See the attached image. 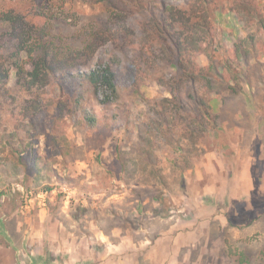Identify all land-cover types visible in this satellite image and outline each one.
<instances>
[{
    "label": "rangeland",
    "instance_id": "374dc122",
    "mask_svg": "<svg viewBox=\"0 0 264 264\" xmlns=\"http://www.w3.org/2000/svg\"><path fill=\"white\" fill-rule=\"evenodd\" d=\"M118 1L69 2L71 24L49 31L74 46L80 23L105 18ZM221 3L196 54L214 71L217 119L195 140L184 112H155L170 97L173 68L149 64L122 39L80 67L110 66L117 91L109 102L105 88L73 77L74 67L33 92L10 71L0 90V264H264V39L250 44L256 26ZM11 7L34 4L0 0V10ZM242 41L247 52L232 80L220 63L236 61ZM33 98L41 108L29 112ZM31 158L33 168L20 164Z\"/></svg>",
    "mask_w": 264,
    "mask_h": 264
},
{
    "label": "trees",
    "instance_id": "16d2710c",
    "mask_svg": "<svg viewBox=\"0 0 264 264\" xmlns=\"http://www.w3.org/2000/svg\"><path fill=\"white\" fill-rule=\"evenodd\" d=\"M27 1L34 4V8L26 12H19L14 7L0 10L1 91L7 92L13 69L17 84L33 92L47 86L51 78L61 72L69 75L67 70L74 67L73 77L87 79L95 90L105 88L103 102H109L117 91L110 66L99 64L86 71L80 67L88 65L101 46L122 39L127 45L133 44L149 64L161 62L174 70L169 78L171 81L167 82L170 97L163 98L159 111H155L160 117H164L167 110L184 112L181 118L188 119L184 126L188 128L189 124H194L187 138L194 140L202 137L210 124H215L217 114L212 105L214 71L212 66L198 65L196 54L212 35L214 13L224 6L221 0H119L118 4H109L105 18H90L80 23L83 32L75 37H82V40L74 46L64 41L60 30L51 33L49 28L59 20L71 24L67 4L75 0ZM226 1L229 2L228 12H232L239 23L256 26L259 33L251 35L247 41L253 45L256 41H263L264 12L257 0ZM34 17L43 18L45 22L38 24L33 21ZM130 20H133V25ZM244 41L236 45V61L228 59L220 63L221 70L225 69L232 80L240 73L238 66H241V58L247 52L242 46ZM8 48L13 50L3 56V49ZM23 63H29L31 68L26 70ZM216 76L225 79L222 73ZM162 80L160 76L159 81ZM28 102L30 106L27 108L26 105L25 109L29 112L40 110L37 100L28 99ZM171 118L167 117L165 122ZM89 122L94 123V120L89 118ZM181 149L178 146L174 151ZM20 164L33 168L36 163L31 158L21 159Z\"/></svg>",
    "mask_w": 264,
    "mask_h": 264
},
{
    "label": "crops",
    "instance_id": "0c3cea01",
    "mask_svg": "<svg viewBox=\"0 0 264 264\" xmlns=\"http://www.w3.org/2000/svg\"><path fill=\"white\" fill-rule=\"evenodd\" d=\"M233 14V13H232Z\"/></svg>",
    "mask_w": 264,
    "mask_h": 264
}]
</instances>
